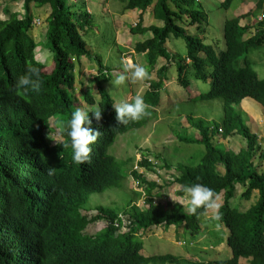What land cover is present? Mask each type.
<instances>
[{
  "label": "trees",
  "instance_id": "trees-1",
  "mask_svg": "<svg viewBox=\"0 0 264 264\" xmlns=\"http://www.w3.org/2000/svg\"><path fill=\"white\" fill-rule=\"evenodd\" d=\"M1 5L6 19H0V264H163L178 259L170 255L145 257L141 254L143 243L138 232L153 225L166 223L198 234L201 230L199 216L209 209L200 208L195 214L187 213L179 202L153 203L141 211L135 204L129 205L134 219L132 233L117 234L111 224L104 230L89 236L83 233L88 220L80 213L82 204L91 193H102L115 186L118 180L116 160L108 154L116 136L135 124L134 121L118 124L112 101L104 90L103 78L97 76L102 92L101 118L96 120L88 110L90 127L99 132L90 145L89 161L76 164L64 129L63 140L51 145L47 131L51 129V117L67 115L72 111L74 97L75 64L82 57L95 59L99 72L109 69L103 60L89 49L80 29H90L92 19L81 13L68 0H24V15L11 10L8 0ZM125 10L140 8L143 11L155 3L154 11L161 15L163 27H143L140 21L130 29L132 34H146L152 38L138 42L136 53L146 52L148 66H154L160 57L167 61L176 59L165 46L168 39L182 38L187 43V54L197 78L210 79V89L202 100L223 99V126L226 134L237 131L245 139V147L238 152L225 145H215L202 130L201 142L206 152L198 165H180L182 176L180 194L193 184L212 189L215 198L224 193L218 219L229 230L227 239L233 257L221 264H239L240 257L251 259V264H264V163L260 167L258 157L264 162V147L258 136L242 120L234 105L250 97L264 107V78L251 67L248 55L252 50L264 47V19L257 23L256 32L243 40L248 27L240 26V17L227 19L224 24V48L216 49L197 36L188 34L178 24L188 16L187 25L207 21L203 9L196 8L195 0H120ZM233 0H226L227 9ZM31 3L51 8L47 23V42L54 53L55 67L52 73L36 60V40L31 36L33 16ZM177 8V9H176ZM264 13V0H258L255 9L246 16ZM231 14V12H228ZM179 19V20H177ZM183 21V19H182ZM94 54V55H93ZM179 76L187 70V63L179 57ZM239 60L242 66H237ZM111 63L108 65H114ZM30 67L39 70L41 89L17 94V78ZM166 69V64L161 71ZM87 101L92 97L84 92ZM194 122V121H193ZM239 122V123H238ZM199 124L198 126H201ZM213 132H218L215 125ZM183 139V138H182ZM259 155V156H258ZM219 168H222L221 172ZM51 169V174H50ZM151 183L148 194L155 188ZM238 186H244L242 198L257 199L242 211L231 206ZM149 202H152L151 199ZM113 220L117 212L99 207Z\"/></svg>",
  "mask_w": 264,
  "mask_h": 264
},
{
  "label": "rangeland",
  "instance_id": "rangeland-1",
  "mask_svg": "<svg viewBox=\"0 0 264 264\" xmlns=\"http://www.w3.org/2000/svg\"><path fill=\"white\" fill-rule=\"evenodd\" d=\"M11 10L19 14L20 17L24 15V0H8ZM81 1V0H80ZM4 0H0V18L4 19V12L1 5L4 3ZM258 0H236L235 6L238 8L243 4L244 12L246 9L253 10L256 7ZM68 3L74 9H80L83 13L88 12L90 7L92 12L90 16L92 17V25L90 29H81V34L83 39L86 41L87 45L90 46L92 52L100 56L101 59L106 64L115 63L117 66H121L122 62L131 61L129 56L134 50L136 36L129 33L128 25H131L130 21L123 22V7L124 3L120 0H111L109 6H106L104 3V9L102 5L98 4L95 1L87 3H79L78 0H68ZM196 6L199 9H203L208 13V19L205 22L206 26L204 28L203 21H200L195 26L189 28L190 32L197 37H200L206 43H211L214 46L218 47L217 49L224 48V38H223V26L222 22L226 18L228 13L226 9L222 7L221 0H200L196 2ZM108 8V9H107ZM242 9L240 11H242ZM48 6H32L31 14L36 17L37 25L34 26V35L38 39L41 49H37V56H40L43 52L44 61L46 60V66H53L54 64V53L51 50L50 43L47 42L46 38V26L44 25V20L49 15ZM262 17V12L258 15H250L247 17L251 25H253L252 19L257 16ZM126 17V16H125ZM259 18V17H258ZM254 21V20H253ZM208 23V26H207ZM39 24V25H38ZM188 28V27H187ZM120 30V33H118ZM206 30V31H205ZM202 31L207 34V38H202ZM251 30L249 34L252 32ZM33 33V31H31ZM131 35V36H130ZM150 37V35H147ZM133 38L132 42H129ZM175 50L180 55H185L187 52V45L182 38L175 39ZM123 48V50H121ZM130 51V52H127ZM94 55V54H93ZM249 59L253 62L252 68L258 73L260 78H264V47L262 49L252 50L248 55ZM136 61H133V64L145 65V57L135 53ZM120 60L122 62H120ZM168 63V62H167ZM243 61L239 60L237 66H242ZM96 63L95 60L84 59V62L81 63V70L78 73L81 86H77L76 90L84 89V85H90L93 83L91 77H87V73L90 71H95ZM108 68H112L111 65H107ZM123 71V66L118 67ZM147 69V75L150 73V69ZM165 78L169 81H172L167 87L161 91V95L166 91L169 93V98L164 100L158 107L152 108L147 106L146 108V119L143 121L144 125L139 128H131L123 133L117 135L115 142L109 147V155L115 158L118 172V180L116 186L109 188L103 193H91L89 194L88 200L82 204V209L86 211L96 210L97 207H106L111 208L115 211H121L127 208L132 202L139 199L137 192L132 187L131 184V170L133 165L137 160V151L140 148H147L154 155H158L163 161L164 159L172 163V165L177 166L180 164L185 165H198L201 163L204 154L206 152L205 145L201 142H194L197 140L196 134L200 130L196 128H184L185 118L187 116L198 114L197 117L199 120L203 119L205 121L204 127L205 131L212 124L222 125L223 116H224V100L223 99H210L205 101H200L198 97L192 101L190 98L193 96V93L198 89L202 93L208 92L210 89V84L208 77L205 79L195 78L193 67L188 68L187 77L191 81V85L188 88L181 86L177 81L178 70L177 67L173 64L168 66L164 72ZM120 76V75H119ZM112 77L106 84V88L112 98L115 100L117 105L125 101L126 96L132 91V87L141 84V80H133L130 77L126 79L123 83H116L117 78ZM84 80L86 82L84 83ZM193 81L199 83V87H193ZM183 90L180 92V90ZM91 93L96 100V104L93 107L87 106L89 110L99 109L100 94L98 92L97 86L94 84L91 87ZM78 97L81 98L82 105L79 107L84 110L82 106L86 104L83 94H78ZM182 98L184 101H179ZM252 100V99H250ZM249 100V101H250ZM254 103H259L256 100H253ZM250 103V102H249ZM260 105L261 112L256 108H253L256 116L254 117L253 123L252 119L247 120L245 114L242 113V120L248 124L250 129L259 133V141L263 144L264 147V107ZM234 109L239 113L241 106L240 104L234 105ZM68 120V116H59L56 118L50 119V124L52 130L47 132L48 139L50 140L51 145L59 143L61 141L60 130L63 129L61 125ZM239 123V122H238ZM178 138H183L179 140ZM213 143H220L227 145L233 150H240L244 146L245 139L241 134L234 133L232 137L224 139V137H215L214 140H211ZM219 145V144H216ZM222 146V145H221ZM223 147V146H222ZM234 150V151H235ZM259 156V155H258ZM259 164L264 163L258 159L256 160ZM222 172L223 169L219 168ZM180 185L175 183H168L165 177L162 178L161 184L154 189V194L159 196V202L165 203L167 201L179 202L185 209L188 208V196L185 192L180 194ZM245 191L244 186H238L236 189V196L231 200V206L237 207L240 210L244 211L249 206L254 203L257 199V193L254 192L251 199L246 200L242 198V193ZM218 207L223 204L224 193H220L219 196L215 198ZM139 202V201H138ZM81 209V210H82ZM96 212H99L96 210ZM82 213H86L83 212ZM101 213V211L99 212ZM97 213L85 214L89 217L95 216ZM217 215V209H210L203 218L207 219V225L204 224L206 219L201 218V226H204L199 234H193L188 230L184 229L183 232L174 231L172 227L166 226H154L152 230H147L145 232V237L142 240L143 247L141 248L143 253H157V254H174L182 256L188 249L192 248L197 251V253L204 260L194 259L190 257L189 259L198 262H209L211 260L217 259V254L220 256L218 258L227 259L231 256L230 249L228 248L225 240L227 233L221 232L224 227L223 224H219L218 219H213V216ZM107 219L104 215V219L94 221L95 218L87 226L85 233L87 235L95 236L98 232L104 229L107 225ZM220 230V232H215L211 234L213 238H210L211 230ZM176 230V229H175ZM218 236V237H216ZM223 238L224 245H218L217 241H221ZM179 241H184L185 244H181ZM227 248V250H226ZM220 251V252H219ZM225 252V253H224ZM224 253V254H223ZM197 257L199 258V255ZM223 254V255H222ZM222 256V257H221ZM215 258V259H214ZM200 259V258H199ZM170 264V263H168ZM242 264H249L248 261L242 260Z\"/></svg>",
  "mask_w": 264,
  "mask_h": 264
},
{
  "label": "clouds",
  "instance_id": "clouds-1",
  "mask_svg": "<svg viewBox=\"0 0 264 264\" xmlns=\"http://www.w3.org/2000/svg\"><path fill=\"white\" fill-rule=\"evenodd\" d=\"M195 1L197 2V1H200V0H195ZM221 1H222V4H223L226 0H221ZM234 1L235 0H233L231 2L230 6L233 5ZM78 2L80 3L79 0H78ZM32 5H34V4L31 3V7H32ZM152 5H154V7H155V3H153ZM23 6H24V2H23ZM34 6H36V5H34ZM44 6H46V5H44ZM48 7L50 9L49 15H48V17H49L50 13H51V8H50L49 5H48ZM196 8H198V7L196 6ZM135 9H140V8H135ZM74 10H78L79 12L83 13L79 8L78 9H74ZM204 12L208 16V13L206 11H204ZM86 13H88L89 16H90V11L89 10ZM247 13L244 14V15H241V16H237V17H240V19H239L240 22L244 18L248 17V16H246ZM48 17L43 22L44 25L46 26V38H47V26H48L47 20H48ZM6 18H7V16L4 17V19H6ZM90 18L92 19L91 16H90ZM0 19H2V18H0ZM182 19H183V21H182ZM182 19L180 21H178V24L183 26L185 28V30L188 32V34L193 35V36H196V35L192 34L190 31H188L187 27L191 28V27L195 26L194 24H196V23H198L200 21H203L204 28L206 26V23L204 22V20L197 21L193 25H187V21L189 19L188 16H185ZM207 19H208V17H207ZM263 19H264V13H262V17H260V15H259L256 18L252 19V22H255V23H253V25H251V23L249 21H248V24H245V25H241V23L239 22L241 27H245V26L248 27V31L244 34V36L246 35V39H244V36H243L242 39L243 40H247L249 37L254 35L255 32H256L257 23L262 21ZM177 20H179V19H177ZM140 21L142 22V26H143L142 17H140V19L137 20L136 22H132L131 25H128L129 33L131 35H134V36L146 35V34L150 33L151 36L147 37V38H152L153 33L151 31L147 32L146 34H142V33L132 34L131 33L130 29L132 27L136 26ZM35 25H37V20H36V17L33 16V27L30 30V34L37 42V47L35 49L36 60H38L39 62L44 64V66H45L44 71L49 74V73H52V71H53V69L55 67V61H54V64H53L52 67L51 66H49V67L46 66V64H45L46 60L44 61V56H43V53L45 52L44 48H43L42 54L40 56H37V49L38 48L41 49V46L39 44L38 39L34 35V29L33 28H34ZM163 26H164V24H163ZM85 27H86L85 29L88 28V26H86V25H85ZM143 27H146V26H143ZM147 27H150V26H147ZM251 30H253V31L249 34V32ZM31 31H33V33H31ZM205 31H202V38H207V37H205V33H204ZM223 33H224V28H223ZM147 38H144L143 41L146 40ZM132 41H133V38L129 40V42H132ZM137 43L138 42L136 41L134 47L136 46ZM166 43H167L168 47L166 46ZM166 43H165L166 48L167 49L169 48V49L172 50V51H170L168 49V51L172 55H175L177 57L176 58L177 61H174V59L169 60V61L166 60V62H165L166 69L168 68V66H172V65L168 64L170 61H172L173 63H175L174 65L177 67V70H178V65H177L178 63L177 62H178V60H180L179 57H183L185 59V61H186L185 63H187V65H188L187 70H188V68L192 67L191 66L192 60L189 58L187 52H186L185 56H182L175 50V46L173 45L175 43V39H173V38L168 39L166 41ZM170 44H172V47L170 46ZM186 45H187V43H186ZM88 47L90 49V46H88ZM217 48L218 47H216V49ZM121 50H123V48H121ZM127 52H130V51H127ZM135 53H136L135 50H133L132 54L129 56V58H131L132 62L136 61ZM137 54L142 55L143 57H145V60H144L145 61V65L142 66V65H139V64H133L131 61H128L129 59H127V61H125V62H122L120 60V62H122L121 66H123V71L121 69H118V67H121V66H117L116 64H114V65H112V68H109V69L106 68V69L102 70V72H99L98 65H97V63L95 61V63H96L95 71H90V72L87 73V77H91L92 78L91 81H93V83L91 84V86L88 85V84L84 85V89H80L79 91L76 90V87L77 86H81V84H82L81 82H83V81H80L78 73L81 70V63L84 62V59H87V58L82 57L81 59H79V61H77V59L75 57H72V61L75 64V67H74V70H73V73H74V76H75V85H74V89L70 90V93H72V95L74 97L73 105L76 107V109L71 112L70 118L67 121H65L61 125V127L64 129V132L66 133V135L68 137V140L70 142V146H71V149H72V160H73L74 163L82 164V163H85V162L89 161L90 153L92 151L90 145L93 144L96 141V139H97V137L99 135V132L95 131L94 129H92L89 126L91 121L88 118V113H89L88 110L89 109L87 107V106L93 107L96 104V100H95L94 96L91 93V87H93V85L95 84L97 86L98 92L100 94V102H99V109H100V103H101V100H102L103 97H102V92H101L99 84H98V80L96 79L97 76L101 75L102 77H104L102 79L103 80L102 86H103L104 90L106 91V93L108 94V96H109L108 98L112 101L113 108H114L115 114H116L115 115V119L118 122V124L127 123L129 121H134L133 123L135 125L133 127H135V128L142 127L144 125L143 121L147 118L146 117V114H147L146 113V108H147V106H150L152 108H156L164 100L169 98V93H167L166 91L164 92L163 95H161V91L165 87H167L172 81H174V80L169 81V80H167L165 78L164 72L166 71V69L164 71L160 70L161 67L163 65H165V64H163L162 66H159V67H157V64H155L154 66H148L147 60H146V56H145L146 52L137 53ZM88 60H95V59H88ZM103 64H104V66L108 65V64L104 63V61H103ZM146 68L151 70L148 75H147V69ZM187 70H184L181 76H179V70H178V78H177V81L179 82V84L181 86H184L185 88H188L191 85V81L188 80V77H187ZM154 71H155V76L153 75ZM117 76H119V77L117 78L116 83H123L129 77L131 79H133V80H141V84L133 86L132 87V91L126 96L125 101L120 102L118 105L115 102V100L112 98V96L110 95V93L108 92V90H107V88L105 86V84L112 77H117ZM194 76H195V78H197L196 75H195V71H194ZM208 80H209V84H210V79H208ZM85 82H86V80H84V83ZM15 87L17 89V94L18 95H20V94L27 95L29 91L38 93L40 91V89H41V80H40V76H39V70L37 68H35V67H30L27 70L26 74H23V75H21V76H19L17 78ZM193 87L198 88L199 87V83H197L196 81H193ZM199 89L200 88H198L193 93V96L190 98V101L196 99L197 97H198V99L200 101H205V100H202L200 97L203 94L207 93V92L202 93L201 91H199ZM182 91L183 90L181 89L180 92H182ZM84 92L88 93L92 97V99L94 101L93 103H90V102L87 101L86 97L83 94ZM78 94H83V96H84L83 98H84V100L86 102V104L84 106H82L84 108V110L79 108L82 105V101H81V98L78 97ZM247 98H250V97H247ZM251 99H253V98H251ZM253 100H255V99H253ZM179 101H184V99L180 98ZM99 109L91 111L93 116H94V118L96 120H99L101 118V110H99ZM259 111H260V108H259ZM242 113L245 114V117L247 118V120H248V118L252 119V117L248 113L246 114L243 111H239L240 115H242ZM197 115L198 114H193V115L187 116V118H185V125L186 126L184 125V128H191L192 126H194L192 128H196V129L200 130V132H198L196 134L197 140H194V142L201 141V139L203 137L202 130H204V132L208 134V137H211V135H212V139L211 140H214L215 137H224V139H228V138L232 137V135L234 133L239 134L237 131L231 132L230 134H226V130H225L223 124L222 125L215 124V125L218 126V132H213V129H214V126H215L214 124L210 125V127H208L207 130L205 131V127H204L205 121L203 119L199 120L198 118H200V117H197ZM51 118H56V117H51ZM254 120H253V123H256V121H254ZM49 123H50V120H49ZM199 124H202V125L198 126ZM246 124H247V122H246ZM50 126H51V124H50ZM247 126H248V124H247ZM50 130H52V127H51ZM253 133H255V132H253ZM255 134L258 136V138L260 137L259 133H255ZM46 135H47V133H46ZM60 136H61V130H60ZM47 138H48V136H47ZM178 139L182 140V138L181 139L178 138ZM62 140H63V137L61 136V141ZM115 140H116V138H115ZM115 140H114V142H115ZM48 141L50 142L49 139H48ZM213 144L222 145V142L213 143ZM223 145H225V144H223ZM245 145H246V143L244 142V146L242 148H244ZM225 146L228 147L227 145H225ZM235 151L238 152L239 150H235ZM108 154H109V148H108ZM136 155H137V160H136V162L133 165V168L131 170L130 178H131L132 187L135 190V192H137V195H138L139 199H137L136 201H134L132 203L135 204L141 211H144V210L149 209L150 205L152 203L154 205L163 204V203L159 202V199H158L159 196L154 194V189H156L161 184V180H162L163 177H165V179H166V181L168 183H175V184L180 185L177 182V179L180 178L183 174L180 171L179 166L180 165H185V164L182 163L180 165L174 166V165H172V163L167 162L165 159L163 161L158 155H154L147 148H140V150L137 151ZM50 174H51V169H50ZM151 183H155L156 186H155V188H153L151 190V193L148 194L147 188L151 185ZM112 187H114V186H112ZM180 187H181V185H180ZM180 191H181V188H180ZM185 192L187 193V196L189 198L188 199V208H187V210L185 209L184 206H183V208H184V210L187 213L189 212V213L195 214L197 212V210L200 209V208L209 209V210L210 209H212V210H216L217 209V215H214L213 219H218L219 218L218 217V211H219V208L223 204L218 207V205L216 203V200H215V193H214V191L212 189L208 188L205 185L197 183V184H193L191 186L186 187L185 188ZM150 199H151L152 202H149ZM168 202H171V201H167L164 204H167ZM104 208H106V207H104ZM108 209H111V208H108ZM96 210H98L99 212L101 211L99 207H97ZM96 210H91V211H86L84 209L80 210V213L83 216H85L87 218V220H88L87 226L90 224V222L94 218H95L94 221L101 220V219H104V215H105L106 218H107V219H105V220H107V225H106L105 228H107L109 225L112 224L114 226V228L116 229L117 234H128V233H132L133 232V228H134L135 222H134V219L130 215L129 206L127 208H125L124 210L116 211L117 212V217H115L111 221L107 217L106 213H104L103 211H101V213H99V212H96ZM82 211L86 212L85 214H89V215L91 213H93V212H94V214L95 213H97V214L95 216L89 217V216L85 215L84 213H82ZM208 211H206L205 213L201 214L199 216V218H198L199 221H200V227H201V230H200L199 233H201L202 230H204V226L203 227L201 226V218H203L202 216L205 215ZM203 219H206V218H203ZM204 224L207 225V219L204 221ZM219 224H223V223L219 220ZM87 226H86V228H87ZM154 226L155 227L156 226L157 227L158 226H163V227L166 226L165 228L172 227V230H174V231H179L180 230V232H183V230L186 229L185 224H183L180 227H178L176 225H168L166 223H162L160 225H153V226L149 227L146 230H142V231L138 232V235H139V238L141 239V241L145 237V232L147 230H149V231L152 230V228ZM86 228L83 231L84 234H86L85 233ZM104 229H102V230H104ZM221 230H222L221 232H225L226 231V233H227V237H226L225 242H226V244H227V246H228V248L230 249V252H231V256H229L225 260L221 259V258H218L220 256L217 254V257H216L217 259L214 258L215 260H211L209 262H198V263H196V261H193V260H191L189 258L193 257L194 259H198V260H202V261H204V260L197 253V251L192 249V248L188 249L186 251L188 253H184L181 257L178 256V255L170 254V253H166V254H157V253L148 254V253H143L142 250L140 252L145 257H152L154 255H161V256L170 255V256L176 257L178 259L177 261H175V260L166 261L163 264H168V263H170V264H221L224 261L229 260V259H231L233 257L232 249L228 245V242H227V239H228V236H229V230L225 227V225H224L223 229H221ZM189 232H191V231H189ZM215 232H220V230L219 229L218 230H211L209 237L213 238V236L211 234H213ZM191 233H193V232H191ZM89 236H91V235H89ZM216 237H218V236H216ZM217 239H221V241L220 242L217 241V244L214 247H217L218 245L219 246L220 245H224L223 244V238H217ZM179 242L181 244H185L184 241H179ZM226 250H227V248H226ZM197 254L199 255L200 259L197 257ZM242 260H243V262L244 261H248L249 264H251V262H250L251 259L244 258V257H240L239 260H238V263L242 264ZM149 264H154V263L151 262Z\"/></svg>",
  "mask_w": 264,
  "mask_h": 264
},
{
  "label": "crops",
  "instance_id": "crops-1",
  "mask_svg": "<svg viewBox=\"0 0 264 264\" xmlns=\"http://www.w3.org/2000/svg\"><path fill=\"white\" fill-rule=\"evenodd\" d=\"M87 1L89 2L88 7L90 6V2L95 1L98 4L102 5V7L104 9V3H105L106 6H109V2L111 0H81L80 2L81 3H87ZM240 1L243 2L244 0H240ZM235 2H236V0L234 1L233 5L228 8V12H231V14L230 13H227L226 14V18L222 22L223 28H224V23H225V21L227 19L244 15V14H246L249 11V8H248V9H246L247 11L244 12V10L242 9L243 8V4L240 7L237 8L235 6ZM32 6H34V5H32ZM46 6H48V5H46ZM241 9H242V11H240ZM88 10L90 11L91 8L89 7ZM90 12H92V11H90ZM122 14H123V19H124L123 22L124 23L126 21H130L131 23L132 22H136L137 20L140 19V17H142L143 26H146V27L147 26L162 27L163 24H164L161 15L158 14V13H155V11H154V5H151L145 11H143L141 9H128V10H125V6H124L123 7V13ZM248 21L249 20L246 17L243 20H241L240 23H241V25H245V24H248ZM207 26H208V24H207ZM187 30L190 31L189 28H187ZM118 33H120V30H118ZM148 34L151 36L150 33H148ZM148 34H146V35H137L134 40L136 41L138 39L137 42H142L144 38H147L148 37L147 36ZM222 35H223V38H224V33H222ZM205 37H207V34L206 33H205ZM244 39H246V35L244 36ZM166 46L168 47L167 43H166ZM170 46L172 47V44H170ZM169 50L172 51L171 49H169ZM183 56H185V55H183ZM174 61H177V59H174ZM165 62H166V59L165 58H162V57L159 58L157 60V63H156L157 64V67L162 66L163 64H165ZM168 64L169 65H173L175 63H173L172 61H170ZM153 75L155 76V71L153 72ZM250 99L251 98H245L240 103V106H241L240 111H243L246 114L248 113L252 117V120H254V117L253 116H256V114L254 113L253 108H256L259 111L260 105H258L257 103H254L253 99L252 100H250ZM262 111H263V114H264V109ZM260 112H261V109H260ZM260 143H261V141H260Z\"/></svg>",
  "mask_w": 264,
  "mask_h": 264
}]
</instances>
